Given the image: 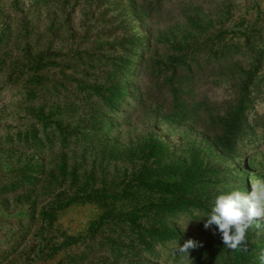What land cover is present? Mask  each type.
Masks as SVG:
<instances>
[{
    "label": "rangeland",
    "instance_id": "1",
    "mask_svg": "<svg viewBox=\"0 0 264 264\" xmlns=\"http://www.w3.org/2000/svg\"><path fill=\"white\" fill-rule=\"evenodd\" d=\"M253 176L264 0H0V264H259L204 227Z\"/></svg>",
    "mask_w": 264,
    "mask_h": 264
},
{
    "label": "clouds",
    "instance_id": "2",
    "mask_svg": "<svg viewBox=\"0 0 264 264\" xmlns=\"http://www.w3.org/2000/svg\"><path fill=\"white\" fill-rule=\"evenodd\" d=\"M250 184V192L232 190L218 195L205 216V229L216 226L223 244L232 251L246 252L248 230L264 228V177L253 176L250 178ZM194 215L199 216L200 212L194 211ZM192 221L179 224L186 228ZM197 246L196 241L189 239L183 246L179 245L177 251L189 257V249ZM258 259L259 264H264V251L258 254Z\"/></svg>",
    "mask_w": 264,
    "mask_h": 264
},
{
    "label": "trees",
    "instance_id": "3",
    "mask_svg": "<svg viewBox=\"0 0 264 264\" xmlns=\"http://www.w3.org/2000/svg\"><path fill=\"white\" fill-rule=\"evenodd\" d=\"M230 126V128H232L233 126H231V124L229 125ZM239 133V132H238ZM238 136H239V134H238ZM238 136H236V137H238ZM235 137V138H236ZM234 137L232 136V134H230L229 136H228V138L226 139V141H232V139H233ZM154 148L152 147V150H153Z\"/></svg>",
    "mask_w": 264,
    "mask_h": 264
}]
</instances>
